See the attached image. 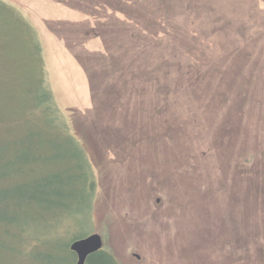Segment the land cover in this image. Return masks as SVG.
Returning <instances> with one entry per match:
<instances>
[{
	"label": "rangeland",
	"instance_id": "rangeland-1",
	"mask_svg": "<svg viewBox=\"0 0 264 264\" xmlns=\"http://www.w3.org/2000/svg\"><path fill=\"white\" fill-rule=\"evenodd\" d=\"M1 1L42 40L54 97L80 118L73 149L92 160L96 184L93 197L65 186L73 198L58 215L0 208V264H75L65 246L91 234L117 264H264V0H191L203 8L178 15L188 32L179 41L196 50L190 60L163 57L146 89L128 74L135 52H112L121 43L107 52L99 37L97 23L115 24L110 13L84 11L79 0ZM156 34L143 42L153 44L140 53L146 65L161 49L160 26ZM8 37L1 49L23 38ZM75 45L116 60L124 78L112 93L96 97L67 48ZM14 74L0 64V79Z\"/></svg>",
	"mask_w": 264,
	"mask_h": 264
},
{
	"label": "trees",
	"instance_id": "trees-1",
	"mask_svg": "<svg viewBox=\"0 0 264 264\" xmlns=\"http://www.w3.org/2000/svg\"><path fill=\"white\" fill-rule=\"evenodd\" d=\"M73 1L78 3V0ZM79 4L84 5L81 6L84 11L93 8L99 15L110 13L107 19H113L115 24L97 23L99 37L107 52L108 46L116 43H121L116 44L112 51L116 54L135 52L131 54L134 61L128 74L134 73L131 78L139 76L145 80L142 81L144 85L138 86L142 89L152 84L148 77L165 62L161 60L163 57L170 61L171 58H174L172 61L190 60L189 54L196 50L197 44L179 41L180 36L188 32L186 17L183 16L180 22L178 15H183L187 8H203L192 4L191 0H79ZM105 8H112L113 11H106ZM127 8H138L142 12L135 15L134 9ZM195 11L200 14L197 9ZM116 12L123 14L129 23L123 21L120 24L114 15ZM159 26L161 49L150 53L146 65L140 53L145 48L150 51L153 44L146 46L143 42L156 41L153 38L158 40L156 32ZM15 32L23 38L11 40L9 48H0L6 51L2 52L4 58L0 64L9 63L15 70L14 75L0 79V208L10 205L18 212L29 210L38 218H43L45 214L58 215L68 209L66 201L73 195L65 190V186L80 184L93 197L96 179L89 156L80 148L73 149L77 143L74 136L81 131L80 118L64 112L54 97L48 81L42 40L20 10L0 0V38L3 36L9 40L11 37L8 36ZM132 35L140 41H132ZM116 46L126 50L121 51ZM67 48L84 69L96 97L101 96L103 91L112 93L114 86L123 81L124 75L116 60L109 59L111 54H89L81 45ZM102 60L104 66L100 64ZM144 70L151 72L145 73ZM102 86L106 89L102 90ZM96 112L97 108H93L90 115ZM91 209L92 217L93 206ZM83 238L72 239L65 246L74 258L76 256L69 247ZM85 264L117 263L102 247L90 254Z\"/></svg>",
	"mask_w": 264,
	"mask_h": 264
},
{
	"label": "water",
	"instance_id": "water-1",
	"mask_svg": "<svg viewBox=\"0 0 264 264\" xmlns=\"http://www.w3.org/2000/svg\"><path fill=\"white\" fill-rule=\"evenodd\" d=\"M103 247L102 239L98 234H91L73 242L69 249L76 256L75 264H85L86 258Z\"/></svg>",
	"mask_w": 264,
	"mask_h": 264
}]
</instances>
